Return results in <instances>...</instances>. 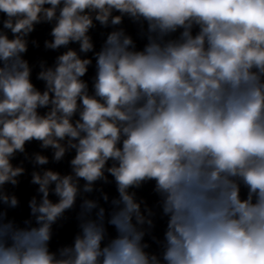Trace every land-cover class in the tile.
I'll use <instances>...</instances> for the list:
<instances>
[{
	"label": "clouds",
	"instance_id": "1",
	"mask_svg": "<svg viewBox=\"0 0 264 264\" xmlns=\"http://www.w3.org/2000/svg\"><path fill=\"white\" fill-rule=\"evenodd\" d=\"M0 13L13 34L0 31V204L19 206L4 186L18 184L24 169L11 160L26 142L51 147L57 162L76 153L71 174L32 173L42 194L29 201L35 226L0 210V264H264V0H0ZM125 16L147 23L143 49L117 28L95 52L93 21L118 26ZM52 21L47 49L77 42L93 52V94L81 79L92 60L72 49L41 64L43 92L31 82L26 37ZM106 173L111 199L96 187L110 183ZM151 181L167 217L159 256L145 242L156 213L133 191ZM78 198L80 231L50 251L53 225Z\"/></svg>",
	"mask_w": 264,
	"mask_h": 264
}]
</instances>
